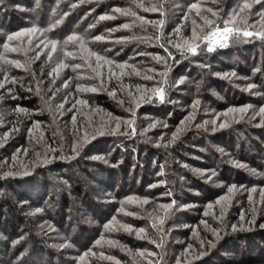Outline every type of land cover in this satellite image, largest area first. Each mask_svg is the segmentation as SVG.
Wrapping results in <instances>:
<instances>
[{"label": "rangeland", "instance_id": "obj_1", "mask_svg": "<svg viewBox=\"0 0 264 264\" xmlns=\"http://www.w3.org/2000/svg\"><path fill=\"white\" fill-rule=\"evenodd\" d=\"M57 1L0 0V68L9 67L0 69V158L22 133L4 121V100L17 104L18 83L28 80L16 73H27L45 47L61 49L52 50L51 30L29 26ZM171 12L113 7L103 17L125 21L103 30L109 56L71 41L66 59L84 65L69 75L54 56L52 84L76 109L48 115L13 106L33 124L0 162V264H264V0H191ZM63 18L55 16L54 36ZM137 42L119 61L117 46ZM34 87L23 86L25 97L48 105L37 96L45 83ZM29 192L32 199L21 197Z\"/></svg>", "mask_w": 264, "mask_h": 264}, {"label": "trees", "instance_id": "obj_2", "mask_svg": "<svg viewBox=\"0 0 264 264\" xmlns=\"http://www.w3.org/2000/svg\"><path fill=\"white\" fill-rule=\"evenodd\" d=\"M179 1V2H177ZM191 0H61V1H57V4L60 6L57 9L53 7L54 10H50L51 7H47L45 9H43L42 6V12L41 15H43V18L41 20L38 21V19L36 18V20H34L33 23L29 24V26H36L38 28H40L43 31H49L50 32V36L52 37H47V39H49V41H56L58 47H60V51H56L53 55H51L50 53H48L47 48L45 47L43 53H40L36 55L35 57V61L33 60L32 63H30L29 65L25 66V73L24 75H22V77H20V73L17 72V79H23L25 77H28V80H23V81H19L18 84L21 85V89H19L18 93L19 95L22 96V98H20L19 102L17 104L14 103H10L9 101L4 100L3 103H5L6 108L10 107L11 109H9V112L7 114V118L4 120L8 125L11 124V122L16 121L15 123L21 124L20 125V129L22 131V133L20 132H16L15 134H12V137L8 140V142L5 144V150L8 152L6 154H4L3 156H1L0 158V162L3 159L9 160L10 159V152L13 151V153L15 152V149L18 146V143L22 140V134L24 133L25 128L29 125H32L33 122L27 123L24 122L23 119L19 118L20 116L15 115L14 116V111L12 108L13 106H15V108H20L23 111H27V112H40V114H44V113H48V115L50 113L56 114V110H66L68 108H72V109H76L74 106L77 105H66L64 103H66L67 101H69L70 99V93L67 92V90H62L61 87L58 85H53L52 84V79H55V70L53 72L52 69V64L54 63V56H56L57 60L60 62H57L54 64V67L56 68L57 65L58 67L64 69L67 74H71L72 70L70 69L71 65H80L83 66L84 64L82 63H78L76 61H72L69 60L68 58L66 59V52L63 50L64 48L69 49L72 48L71 46H69V42L67 44H64V41L67 39V37L69 35H75L77 37L82 38V42L81 40H76L79 41L82 48L84 46V48H88V51L93 52L94 54L98 55V56H109L110 51L108 50L109 46L103 42H96L97 39L96 37H103L105 35L106 32H103V30H108L111 29L112 27H120L121 25H123L124 21L123 19L119 20V18L116 19V21H109L107 19H101L100 17L102 16H107L108 14H110V11L113 7H121V6H129L131 4H133V7H135L136 3H140V5L144 6L147 9H151V7L154 8V5L157 6V8H159V10H161L162 12H169L170 10H172L171 14L173 12H175V9L177 8H181V3L183 2V4H185L186 2H190ZM55 3V0H54ZM72 6V7H70ZM45 12V14H44ZM67 15H64L66 14ZM59 15L64 16L63 20H62V27L57 28L58 29V34L57 36H54L53 34H51L52 29H56L55 26H53L54 24V19L55 16L59 17ZM138 15V14H137ZM148 15V14H147ZM167 16L169 17V15L167 14ZM139 17H144L142 15H139ZM166 17V19L168 18ZM99 18L101 20H99ZM98 21H97V20ZM123 20V21H122ZM170 20V18L168 19V21ZM167 28V27H166ZM139 29L138 26L134 27V30ZM134 30H132L134 32ZM166 31V30H165ZM122 34V33H121ZM136 33L134 32V34L131 36L129 33L123 34V38H132L135 37ZM139 35V34H138ZM95 41V42H91ZM145 42H141V44H144ZM61 44V45H60ZM67 46V47H64ZM140 44L137 43H133L130 44L128 46H125L124 44H120L117 46V50L120 51L121 55L119 56V61H121V59L125 60L127 57H129L131 55V53H134L136 51V47L139 46ZM3 56L6 58L5 55H7L6 53H2V51L0 50V56ZM175 58H178L177 53H175ZM53 60V61H52ZM52 62V63H51ZM2 68V72L1 74L3 75V73L6 71L8 72L9 67L7 66H1ZM5 72V73H6ZM12 78V76H10V74L7 73V77L6 79H10ZM44 82L45 83V88L44 90H41V94L38 93L37 96L38 98L41 100V102L43 103V96L46 94L48 96V105L43 104L42 106L40 104H38V99L37 97H32L31 98H26L25 97V93L27 92L26 88L22 90L23 86L25 85V87H27L29 90L30 89H34L35 91V82ZM107 80L105 79L104 82H106ZM68 86H71L72 90H70L71 92H74L75 89L74 87L77 85L75 80H71L68 81ZM27 84H31L32 87H28ZM19 88V86H18ZM53 89V90H52ZM29 95L30 91L28 92ZM27 94V93H26ZM28 95V94H27ZM65 95V96H64ZM108 96V95H107ZM97 102L100 106H105L108 108V110L110 112H112L113 114L119 113L118 110H120V105L117 106H113L111 107V103L107 102L106 100V96H102V95H97ZM16 120H13V119ZM67 120H70V117L66 118ZM182 120L184 121V117L182 118ZM173 121V119L171 120V122ZM23 127V128H22ZM189 136V134H188ZM192 136H189V138ZM189 138H187L186 141L189 142ZM191 141V140H190ZM10 151V152H9ZM33 170H28L25 173H20L23 174V176H28L27 173L29 172L31 175H33ZM29 174V175H30ZM16 181V180H15ZM8 182V181H7ZM12 184V183H11ZM10 184V185H11ZM72 191L73 193H75L78 197H81V188L72 183ZM17 184L15 183L14 186H16ZM17 189V187H14ZM33 192V191H31ZM24 193L21 197L23 198H29L32 199V193ZM63 206H66V201L63 202ZM8 206L10 207V205L8 204ZM8 207V208H9ZM11 208V207H10ZM95 209V208H93ZM11 210V209H10ZM98 209H95V211ZM18 212H16V210L13 208V210L10 211V218L11 220L15 217H18ZM257 232H255V234H253L251 237L253 238H257L258 234H256ZM238 235V234H237ZM236 235V236H237ZM262 237V235L260 236ZM260 239V238H259ZM263 240V237L262 239ZM221 264H227V263H221Z\"/></svg>", "mask_w": 264, "mask_h": 264}, {"label": "snow or ice", "instance_id": "obj_3", "mask_svg": "<svg viewBox=\"0 0 264 264\" xmlns=\"http://www.w3.org/2000/svg\"><path fill=\"white\" fill-rule=\"evenodd\" d=\"M257 2H260V0H257ZM142 6V5H141ZM191 7L193 8V9H195L196 7H197V5L195 4V3H193L192 5H191ZM250 7V5H248V4H245L244 5V8H249ZM153 10H156V9H153ZM114 11H118V12H121L122 10L121 9H115ZM105 17H101V19H104ZM160 24H163V21H160ZM125 27H127V25H125ZM28 31H36V29L35 28H33V29H29ZM224 31L225 32H230V31H232V29H229L228 27H227V25L225 26V28H224ZM17 35H19V34H17ZM195 35V34H194ZM243 35H245V36H250V35H253V33H251V32H244L243 33ZM261 38H264V36H261ZM9 39H12V37H9ZM81 40V42H82V38H80V37H77V36H75V35H69L68 37H67V39L64 41V44H67L68 42H71V41H76V40ZM96 39L97 40H99V39H101V37H96ZM51 43H52V50L54 51L55 50V48H56V41H51ZM186 43V46H187V48H188V51H191L193 54H196V47H193L191 44H189L187 41L185 42ZM209 51H211L212 50V48L211 47H209V49H208ZM66 55H69V53H65ZM98 59H99V57H98ZM251 87V86H250ZM94 90V89H93ZM161 99H163V97L161 96ZM84 103H86V101H84ZM197 103H198V101H197ZM246 109H239V111H245ZM261 111L262 112H264V109H261ZM206 123H214V121H209V122H206ZM225 125L224 124H221L220 125V127H224ZM234 187V186H233ZM229 191H232V189L230 188L229 189ZM145 203H147V201H145ZM173 203H175L174 201H173ZM162 207H164V208H167V207H170V205H166V206H162ZM127 227V226H126ZM139 231H143V229H140Z\"/></svg>", "mask_w": 264, "mask_h": 264}]
</instances>
